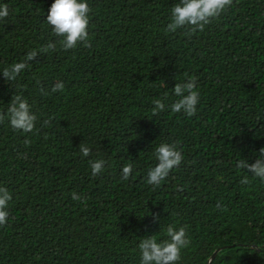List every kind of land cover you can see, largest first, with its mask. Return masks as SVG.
Segmentation results:
<instances>
[{
	"label": "trees",
	"instance_id": "trees-1",
	"mask_svg": "<svg viewBox=\"0 0 264 264\" xmlns=\"http://www.w3.org/2000/svg\"><path fill=\"white\" fill-rule=\"evenodd\" d=\"M264 264V0H0V264Z\"/></svg>",
	"mask_w": 264,
	"mask_h": 264
},
{
	"label": "water",
	"instance_id": "water-1",
	"mask_svg": "<svg viewBox=\"0 0 264 264\" xmlns=\"http://www.w3.org/2000/svg\"><path fill=\"white\" fill-rule=\"evenodd\" d=\"M223 249H224V248H219L218 250H216V251L213 253L212 257L210 258L208 264H212V262L214 261V259H215L216 256L218 255V253H219L220 251H222Z\"/></svg>",
	"mask_w": 264,
	"mask_h": 264
}]
</instances>
